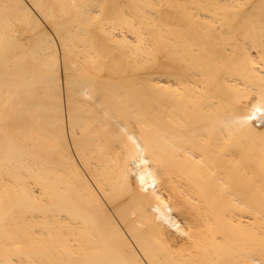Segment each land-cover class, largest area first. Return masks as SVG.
Segmentation results:
<instances>
[{
  "label": "bare ground",
  "instance_id": "bare-ground-1",
  "mask_svg": "<svg viewBox=\"0 0 264 264\" xmlns=\"http://www.w3.org/2000/svg\"><path fill=\"white\" fill-rule=\"evenodd\" d=\"M0 264H264V0H0Z\"/></svg>",
  "mask_w": 264,
  "mask_h": 264
}]
</instances>
